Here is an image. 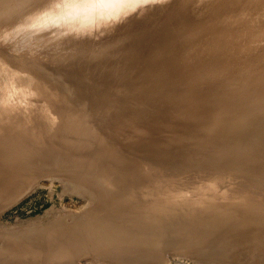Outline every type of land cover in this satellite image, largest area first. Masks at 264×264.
Segmentation results:
<instances>
[{"label": "rangeland", "instance_id": "374dc122", "mask_svg": "<svg viewBox=\"0 0 264 264\" xmlns=\"http://www.w3.org/2000/svg\"><path fill=\"white\" fill-rule=\"evenodd\" d=\"M252 1H0V176L5 178L0 180V251L6 242L36 238L38 229L46 232L85 221L95 200L86 197L84 184L118 185L122 190L116 191L124 197L137 192V184L117 177L115 169L137 172L130 174L135 176L139 172L151 175L147 171L153 176L162 174L166 178L152 185L169 188L157 192H167L171 200L184 195L181 199L185 200L198 193L182 187L213 184L199 178L211 176L214 170L227 173L239 164L252 171L264 167V0ZM240 39L248 41L247 45ZM16 146L27 155L7 157L8 149ZM93 168L101 173H93ZM40 235L39 245L44 242L42 246L48 249L45 234ZM165 253L159 259L162 263H156L221 264ZM82 256L76 264H112ZM131 260L129 264H140ZM256 260L255 264H264V258L257 256ZM247 262L243 258L239 264Z\"/></svg>", "mask_w": 264, "mask_h": 264}, {"label": "bare ground", "instance_id": "6f19581e", "mask_svg": "<svg viewBox=\"0 0 264 264\" xmlns=\"http://www.w3.org/2000/svg\"><path fill=\"white\" fill-rule=\"evenodd\" d=\"M2 2V0H0ZM12 1V0H11ZM51 1V0H50ZM53 1V0H52ZM120 1V0H119ZM123 1V0H121ZM185 1V0H184ZM210 1V0H209ZM229 1V0H228ZM254 1V0H253ZM252 1V2H253ZM263 1V0H262ZM261 1V2H262ZM7 2V0H6ZM10 2V1H9ZM25 2V1H24ZM23 2V3H24ZM83 2V1H82ZM88 2V1H87ZM116 2V1H115ZM163 2V0H162ZM158 2V5H160ZM173 2V1H172ZM202 2V1H201ZM215 2V1H213ZM232 2V1H230ZM229 2V3H230ZM245 2V1H244ZM260 2V1H259ZM22 3V2H21ZM69 3V2H68ZM94 3V2H93ZM146 3V2H145ZM168 3V2H167ZM209 3V2H208ZM207 3V4H208ZM221 3V2H220ZM59 4V3H58ZM89 4V3H88ZM91 4V3H90ZM157 4V3H156ZM224 4V3H223ZM234 4V3H233ZM38 5V4H37ZM52 5V4H51ZM54 5V4H53ZM78 5V4H77ZM87 7V3L85 4ZM206 5V3H205ZM210 5V4H209ZM214 5V4H213ZM220 5V4H219ZM235 5V4H234ZM3 6V5H2ZM16 6V5H15ZM40 6V5H39ZM79 6V5H78ZM151 6V5H150ZM155 6V4H154ZM217 6V4H216ZM223 6V5H222ZM253 6V5H252ZM257 6V5H256ZM1 7V6H0ZM14 7V6H13ZM12 7V10H13ZM27 7V6H26ZM44 7V6H43ZM138 7V6H137ZM140 7V6H139ZM206 7V6H205ZM212 7V6H211ZM215 7V6H213ZM221 7V6H220ZM225 7V6H224ZM3 8V7H2ZM16 8V7H15ZM45 8V7H44ZM51 8V7H49ZM103 8V7H102ZM142 8V6H141ZM200 8V7H199ZM217 8V7H216ZM246 8V7H245ZM1 9V8H0ZM33 9V8H32ZM47 9V8H46ZM53 9V8H52ZM56 9V8H55ZM68 9V7H67ZM104 9V8H103ZM139 9V8H138ZM147 9V8H146ZM211 9V8H210ZM214 9V8H212ZM6 10V8L4 9ZM16 10V9H15ZM60 10V9H59ZM110 10V9H109ZM188 10V9H187ZM209 10V8H208ZM221 10V9H220ZM225 10V8H224ZM3 11V9H2ZM1 11V13H2ZM39 11V10H38ZM43 11V10H42ZM41 11V13H42ZM53 11V10H52ZM55 11V10H54ZM72 11V10H71ZM100 11V9H99ZM137 11V10H135ZM139 11V10H138ZM218 11V10H217ZM9 12V11H8ZM63 12V11H62ZM97 12V11H96ZM110 12V11H109ZM112 12V11H111ZM219 12V11H218ZM228 12V10H227ZM0 13V15H1ZM67 13V12H66ZM72 13V12H70ZM129 13V12H128ZM213 13V12H212ZM258 13V12H257ZM16 14V13H15ZM44 14V13H43ZM50 14V13H49ZM76 14V13H75ZM132 14V12H131ZM211 14V13H210ZM215 14V13H214ZM234 14V13H233ZM231 14V15H233ZM244 14V13H243ZM47 15V14H46ZM52 15V14H50ZM59 15V14H58ZM78 15V12H77ZM188 15V14H187ZM207 15V14H206ZM205 19H209L206 17ZM226 15V13H225ZM5 16V15H4ZM7 16V15H6ZM23 16V15H21ZM72 17V15H70ZM109 16V15H107ZM113 16V15H112ZM126 16V15H125ZM128 16V14H127ZM126 16V17H127ZM186 16V15H185ZM216 16V14H215ZM219 16V15H218ZM217 16V17H218ZM239 16V14H238ZM243 16V15H242ZM246 16V15H245ZM258 16V15H257ZM32 17V16H31ZM51 17V16H50ZM53 17V16H52ZM60 17V16H59ZM104 17V16H103ZM211 17V15H210ZM223 17V16H222ZM233 17V16H230ZM26 18V17H25ZM48 18V17H46ZM125 18V17H124ZM224 18V17H223ZM244 18V17H243ZM252 18V17H251ZM255 18V17H254ZM44 19V18H43ZM49 19V18H48ZM68 19V18H67ZM70 19V18H69ZM219 19V18H216ZM231 19V18H230ZM253 19V18H252ZM32 20V19H31ZM34 20V19H33ZM46 20V19H45ZM105 20V19H104ZM117 20V19H116ZM119 20V19H118ZM122 20V19H121ZM171 20V19H170ZM222 20V19H221ZM227 20V19H226ZM232 20V19H231ZM246 20V19H245ZM102 21V20H101ZM107 21V20H106ZM120 21V20H119ZM157 21V20H156ZM198 21V20H196ZM202 21V20H201ZM209 21V20H208ZM263 21V20H262ZM33 22V21H32ZM163 22V21H162ZM185 22V21H184ZM204 22V21H203ZM223 22V21H222ZM221 22V24H223ZM250 22V21H249ZM56 23V22H55ZM69 24L71 22H68ZM115 23V22H114ZM117 23V22H116ZM169 23V22H168ZM180 23V22H179ZM213 23V21H212ZM215 23V22H214ZM227 23V21H226ZM230 23V22H229ZM234 23V22H233ZM106 24V23H105ZM109 24V23H108ZM113 24V23H112ZM165 24V23H163ZM196 24V23H195ZM198 24V23H197ZM200 24V23H199ZM206 24V23H205ZM218 24V23H217ZM220 24V23H219ZM230 25V24H228ZM236 25V24H234ZM240 25V24H239ZM250 25V24H249ZM88 26V25H87ZM100 26V25H99ZM165 26V25H164ZM180 26V25H179ZM183 26V25H182ZM194 26V25H193ZM219 26V25H218ZM223 26V25H222ZM221 26V27H222ZM227 26V25H226ZM242 26V25H241ZM240 26V27H241ZM254 26V25H253ZM97 27V26H96ZM95 27V28H96ZM171 27V26H170ZM191 27V26H190ZM189 27V28H190ZM201 27V26H200ZM212 27V26H211ZM214 27V26H213ZM89 28V27H88ZM110 28V27H109ZM173 28V27H172ZM178 28V27H177ZM195 28V27H194ZM207 28V27H206ZM230 28V27H229ZM251 28V27H250ZM262 28V27H261ZM55 29V28H53ZM114 29V28H113ZM215 29V28H214ZM213 29V30H214ZM235 29V28H234ZM264 29V28H262ZM38 30V29H37ZM64 30V29H63ZM125 30V29H124ZM182 30V29H181ZM199 30V29H198ZM197 30V31H198ZM206 30V29H205ZM209 30V29H208ZM227 30V28H226ZM239 30V28H238ZM243 30V29H241ZM249 30V27L248 29ZM98 31V30H97ZM179 31V30H178ZM221 31V30H220ZM231 31V30H230ZM236 31V30H235ZM260 31V30H259ZM177 32V31H176ZM175 32V33H176ZM184 32V30H183ZM216 32V31H212ZM219 32V31H218ZM222 32V31H221ZM234 32V31H233ZM233 32H229L232 33ZM238 32V31H237ZM244 32V31H243ZM243 32L241 34H243ZM263 32V31H262ZM261 32V33H262ZM52 33V32H51ZM56 33V32H55ZM66 33V32H65ZM137 33V32H136ZM139 33V32H138ZM164 33V32H163ZM206 33V32H205ZM203 33V34H205ZM238 33V34H240ZM255 33H257L255 31ZM70 34V33H68ZM67 34V35H68ZM73 34V33H71ZM76 34V33H75ZM183 34V33H182ZM212 34V33H211ZM218 34V33H217ZM250 34V33H249ZM253 34V33H252ZM251 34V35H252ZM66 35V36H67ZM181 35V34H180ZM187 35V34H186ZM220 35V34H219ZM230 35V34H229ZM248 35V33H247ZM246 35V36H247ZM254 35V34H253ZM261 35V34H260ZM63 36V33H62ZM102 36V35H101ZM158 36V35H157ZM214 36V35H213ZM223 36V35H221ZM231 36V35H230ZM233 36V35H232ZM239 36V35H238ZM242 36V35H241ZM249 36V35H248ZM247 36V37H248ZM259 36V35H258ZM257 36V37H258ZM81 37V36H80ZM173 37V36H172ZM212 37V36H211ZM244 37V36H243ZM241 37V38H243ZM246 37V38H247ZM256 37V39H257ZM263 37V36H262ZM77 38V37H76ZM218 38V37H216ZM232 38V37H231ZM245 38V39H246ZM49 39V38H48ZM57 39V38H56ZM154 39V38H153ZM152 39V40H153ZM215 39V38H214ZM263 39V38H262ZM66 40V39H65ZM79 40V39H78ZM182 40V39H181ZM222 40V38H221ZM241 40V39H240ZM244 40V39H243ZM241 40V43H243ZM248 40V39H247ZM261 41L260 39H258ZM59 41V40H58ZM172 41V40H171ZM225 41V40H224ZM229 41V40H228ZM234 41V40H233ZM238 41V40H237ZM246 41V40H244ZM254 41V40H253ZM263 41V40H262ZM261 41V42H262ZM183 42V41H182ZM219 42V41H218ZM217 42V43H218ZM227 42V40H226ZM235 42V41H234ZM246 41V45H247ZM163 43V42H162ZM171 43V42H170ZM229 43V42H228ZM227 43V45H228ZM231 43V42H230ZM237 43V42H236ZM245 43V42H244ZM254 43V42H253ZM215 44V43H213ZM226 44V43H225ZM239 44V43H238ZM257 44V43H256ZM171 45V44H170ZM216 45V44H215ZM219 45V44H218ZM231 45V44H230ZM250 45V44H249ZM259 45V44H257ZM264 45V44H263ZM235 46V45H234ZM254 46V45H253ZM262 46V44H261ZM212 47V45H211ZM223 47H225L223 45ZM222 47V48H223ZM246 47V46H245ZM201 48V47H200ZM241 48V47H240ZM253 48V47H252ZM202 49V48H201ZM229 49V48H228ZM239 49V48H238ZM135 50V49H134ZM226 50V49H225ZM224 50V51H225ZM242 50V49H240ZM244 50V49H243ZM259 50V49H258ZM172 51V50H171ZM236 52V50H235ZM234 52V53H235ZM160 53V52H159ZM229 53V52H228ZM232 53V52H231ZM221 54V53H220ZM223 54V53H222ZM241 54V53H240ZM157 55V54H156ZM225 55V54H224ZM223 55V56H224ZM222 56V55H221ZM233 56V55H232ZM136 57V56H135ZM236 58V57H235ZM95 59V58H94ZM229 59V58H228ZM251 64V63H250ZM102 68V67H101ZM216 73V72H215ZM157 74V73H156ZM153 75V74H152ZM164 75V74H163ZM218 75V74H217ZM159 76V75H158ZM46 77V76H45ZM44 77V78H45ZM206 80V79H205ZM130 82V81H129ZM133 82V81H132ZM218 82V81H216ZM36 83V82H35ZM138 83V82H137ZM37 84V83H36ZM115 84V83H114ZM132 84V83H131ZM133 85V84H132ZM150 85V84H149ZM152 86V85H151ZM255 86V85H254ZM50 87V86H49ZM213 87V86H212ZM144 88V87H143ZM145 89V88H144ZM205 91V90H204ZM232 91V90H231ZM138 92V88H137ZM143 92V91H142ZM152 92V91H151ZM208 92V91H207ZM212 92V91H211ZM217 92V91H216ZM82 93V92H81ZM139 93V92H138ZM200 93V92H199ZM214 93V92H213ZM237 93V92H236ZM250 93V92H249ZM211 94V93H210ZM242 94V93H241ZM257 94V93H256ZM207 95V94H206ZM209 95V94H208ZM214 95V94H213ZM217 95V94H216ZM239 95V94H238ZM215 96V95H214ZM233 96V93H232ZM254 96V95H253ZM256 96V95H255ZM124 97V96H123ZM130 97V96H129ZM262 97V95H261ZM217 98V96H216ZM222 98V97H220ZM219 98V99H220ZM227 98V97H226ZM231 98V96H230ZM229 98V99H230ZM215 99V98H214ZM213 99V100H214ZM224 99V98H223ZM229 99H227L229 101ZM239 99V98H238ZM248 99V97H247ZM254 99V98H253ZM260 99V98H259ZM257 99V100H259ZM233 100V99H232ZM231 100V103H232ZM252 100V99H251ZM263 100V99H262ZM201 101H204L203 99ZM206 101V100H205ZM212 101V100H209ZM216 101V100H215ZM222 101V100H221ZM225 101V99H224ZM260 101V100H259ZM264 101V100H263ZM214 102V101H213ZM216 102L219 103L217 100ZM238 102V101H236ZM241 102V101H240ZM239 102V103H240ZM244 102V101H243ZM261 102V101H260ZM259 102V103H260ZM202 103V102H201ZM235 103V102H234ZM242 103V102H241ZM204 104V103H203ZM207 104L209 102L207 101ZM206 102L204 105H207ZM212 104V103H211ZM215 104V103H214ZM212 104V105H214ZM228 104V103H227ZM249 104V103H247ZM210 105V104H209ZM208 105V106H209ZM216 105V104H215ZM225 105V104H224ZM240 105V104H239ZM257 105V104H256ZM259 105V104H258ZM196 106V105H195ZM194 106V107H195ZM219 106V105H218ZM190 107V106H189ZM205 107V106H202ZM223 107V106H222ZM236 107V106H235ZM241 107V106H240ZM191 108V107H190ZM189 108V109H190ZM198 108V107H197ZM218 108V107H216ZM215 108V109H216ZM231 108V107H230ZM244 108V107H242ZM188 109V110H189ZM193 109V108H192ZM199 109V108H198ZM227 109V108H226ZM225 109V110H226ZM195 110V109H194ZM193 110V111H194ZM223 110V109H222ZM232 110V109H231ZM264 110V109H262ZM197 111V109H196ZM195 111V112H196ZM202 111V110H201ZM200 111V112H201ZM206 111V110H204ZM210 111V110H209ZM218 111V109H217ZM220 111V110H219ZM236 111V110H234ZM243 111V110H241ZM252 111V110H251ZM191 112V111H190ZM203 112V111H202ZM214 112V111H213ZM81 113V112H80ZM186 113V111H185ZM194 113V112H193ZM208 113V112H207ZM206 113V114H207ZM219 113V112H217ZM233 113V111H232ZM237 113V112H236ZM182 114V113H181ZM192 114V113H191ZM190 114V115H191ZM201 113H197L199 115ZM209 114V113H208ZM178 115V114H177ZM194 115V114H192ZM194 115V116H196ZM214 115V114H212ZM220 115V114H219ZM218 115V116H219ZM233 115V114H232ZM200 116V115H199ZM203 116V115H202ZM217 116V115H215ZM230 116V115H228ZM227 116V117H228ZM234 116V115H233ZM237 116V115H236ZM250 116V115H249ZM177 117V116H176ZM182 117V116H181ZM210 117V116H208ZM212 117V116H211ZM220 117V116H219ZM226 117V116H225ZM224 117V118H225ZM226 117V118H227ZM241 117V116H240ZM247 117V116H246ZM94 118V117H93ZM174 118V117H173ZM197 118V117H195ZM199 118V117H198ZM203 118V117H202ZM215 118V117H214ZM251 118V117H250ZM179 119V118H178ZM186 119V118H185ZM189 119V118H188ZM217 119V118H216ZM239 119V118H238ZM259 119V118H258ZM85 120V119H84ZM87 120V119H86ZM169 120V119H168ZM167 120V122H168ZM172 119H170L171 121ZM187 120V119H186ZM222 120V119H221ZM256 120V119H255ZM173 121V120H172ZM180 121V120H178ZM182 121V120H181ZM220 121V120H219ZM227 121V120H226ZM264 121V119H263ZM86 122V121H85ZM174 122V121H173ZM188 122V121H184ZM262 122V121H261ZM214 123V122H213ZM242 123V122H241ZM255 124V123H253ZM259 124L258 121L256 123ZM212 126V124H210ZM209 125V126H210ZM215 125V124H214ZM245 125V124H244ZM249 125V124H248ZM256 125V126H257ZM208 126V125H207ZM235 126V125H234ZM255 126V125H254ZM253 126V127H254ZM264 126V125H263ZM206 127V126H204ZM213 127V126H212ZM245 127V126H244ZM249 127V126H248ZM252 127V124H251ZM258 127V126H257ZM261 127V126H260ZM209 128V127H208ZM247 128V127H246ZM264 128V127H263ZM240 129V128H239ZM251 129V128H250ZM255 129V128H254ZM257 129V128H256ZM71 130V129H70ZM241 130V129H240ZM247 130V129H246ZM242 131V130H241ZM256 131V130H254ZM262 131V130H261ZM260 131V133H261ZM202 132V131H201ZM208 132V131H207ZM235 132V131H234ZM198 133V132H197ZM215 133V132H214ZM218 133V132H217ZM226 133V132H225ZM229 133V132H228ZM242 133V132H241ZM245 134V132H243ZM259 133V132H258ZM257 133V134H258ZM192 134V133H191ZM190 134V135H191ZM205 134V132H204ZM263 134V132H262ZM189 135V134H188ZM213 135V134H212ZM249 135V134H248ZM194 136V134H193ZM225 136V135H224ZM228 136V134L226 135ZM253 136V135H252ZM255 136V135H254ZM262 136V135H261ZM202 137V136H201ZM211 137V136H210ZM259 137V136H257ZM261 139V138H260ZM200 140V139H199ZM203 140V139H202ZM222 140V139H220ZM259 140V138H258ZM264 140V139H263ZM208 141V140H207ZM225 141V139H224ZM257 142V141H256ZM208 143V142H207ZM211 143V142H210ZM184 144V143H183ZM220 144V143H219ZM231 144V143H230ZM235 144V143H234ZM222 145V144H221ZM218 145V146H221ZM229 145V144H228ZM262 145V144H261ZM158 146V145H157ZM170 146V145H169ZM173 146V145H172ZM226 146V145H225ZM243 147V146H242ZM157 148V147H156ZM174 148V146H173ZM219 148V147H218ZM217 148V149H218ZM197 149V148H196ZM193 150V149H192ZM191 150V151H192ZM199 150V149H198ZM204 150V149H202ZM201 150V151H202ZM206 150V149H205ZM167 151V150H166ZM189 151V150H188ZM200 151V152H201ZM20 147L9 148L7 157L12 155L24 157ZM159 152V151H158ZM183 152V151H182ZM187 152V151H186ZM186 152H184L186 154ZM198 151V153H200ZM207 152V151H206ZM209 152V151H208ZM19 153V154H18ZM33 153V152H32ZM140 153V152H139ZM152 155V152H149ZM163 153V152H162ZM168 153V152H166ZM165 153V154H166ZM175 153V152H174ZM177 153V152H176ZM181 153V152H179ZM191 152L189 156H192ZM204 153V152H203ZM202 153V154H203ZM213 153V151H212ZM240 153V152H239ZM247 153V152H246ZM261 153V152H260ZM173 154V153H172ZM171 154V155H172ZM184 154V155H185ZM188 154V153H187ZM186 154V155H187ZM202 154H198L202 156ZM206 154V153H205ZM210 154V153H209ZM208 154V155H209ZM220 154V153H219ZM237 154V153H236ZM257 154V153H256ZM264 154V153H263ZM31 155V154H28ZM34 155V154H33ZM146 155V153H145ZM151 155H149L151 157ZM158 155V154H157ZM168 155V154H167ZM176 155V154H175ZM174 155V156H175ZM183 155V153H182ZM183 155V157H184ZM195 155V154H194ZM206 155V157L208 156ZM242 155V154H241ZM258 155V154H257ZM255 155V156H257ZM162 155L161 157H163ZM178 155H176L177 157ZM205 156V155H204ZM31 157V156H29ZM143 157V156H140ZM155 157V156H154ZM153 157V158H154ZM171 157V156H167ZM166 157V158H167ZM181 157V154L180 156ZM251 157V155H250ZM149 158V157H147ZM152 158V159H153ZM158 158V157H157ZM182 158V157H181ZM188 158V157H187ZM185 158V159H187ZM192 158V157H191ZM24 158H21L23 160ZM145 159V157H144ZM150 159V158H149ZM156 159V158H155ZM165 159V157H164ZM207 159V158H206ZM211 159V158H210ZM228 159V158H227ZM26 161V159H24ZM104 160V159H103ZM136 160V159H135ZM151 160V159H150ZM154 160V159H153ZM153 160L150 161L153 163ZM158 160V159H157ZM166 160V159H165ZM201 160V158H200ZM205 160V159H204ZM208 160V159H207ZM230 160V159H229ZM251 160V159H250ZM249 160V161H250ZM254 160V159H252ZM251 160V161H252ZM258 160V158H257ZM256 160V161H257ZM30 161V160H29ZM34 161V160H33ZM130 161V160H129ZM134 161V160H133ZM131 162V164L133 163ZM143 161V159H142ZM161 161V159H160ZM168 161L170 162L171 160ZM199 161V160H198ZM211 161V160H210ZM213 161V160H212ZM262 161V160H261ZM103 162V161H102ZM100 162L99 165L102 163ZM126 162V161H125ZM128 162V160H127ZM145 162V161H144ZM155 162V161H154ZM163 162H165L163 160ZM167 162V161H166ZM220 162V161H219ZM218 162V164H220ZM32 159H31V162ZM91 163V162H90ZM129 163V162H128ZM139 163V162H138ZM157 163V162H156ZM211 163V162H210ZM225 163V162H224ZM246 161L244 162V164ZM248 163V162H247ZM262 163V162H260ZM264 163V162H263ZM88 164V163H87ZM86 164V166H87ZM127 164V163H125ZM141 163H139L140 165ZM154 164V163H153ZM165 164V163H163ZM169 165V163H166ZM207 164V163H206ZM237 164V163H236ZM259 164V160H258ZM26 165V162H25ZM32 165V164H31ZM130 165V164H129ZM134 165V164H133ZM138 165V164H136ZM147 166V163H145ZM156 165V164H155ZM172 165V163H171ZM210 165V164H209ZM215 165V164H214ZM234 165V164H233ZM39 166V165H38ZM135 166V165H134ZM133 166V167H134ZM150 166V165H149ZM148 166V169H149ZM160 166V165H159ZM167 166V165H166ZM175 166V165H174ZM248 166V165H247ZM254 166V165H253ZM26 167V166H25ZM34 167V166H33ZM88 167V166H87ZM95 167V166H93ZM99 168V166H97ZM132 167V166H131ZM137 167V166H136ZM142 167V166H138ZM168 167V166H167ZM255 167V166H254ZM259 167V165H258ZM261 167V166H260ZM32 170L31 167H29ZM38 168V167H37ZM91 168V166L89 167ZM87 168V169H89ZM145 168V167H144ZM154 168V167H152ZM162 168V167H161ZM170 168V167H168ZM209 168V167H208ZM216 168V167H214ZM220 167H218L219 169ZM232 169V167L230 166ZM242 165L232 171L212 172L211 176H202L200 181H209V186L182 187L192 189L198 193L197 197L176 198L171 200L167 192L161 195L159 189L169 187H155L153 181H159L165 176L130 175L131 173L123 170H116L117 177H127L132 184H137V192L132 191L128 196L117 193L122 190L118 185H108L99 188L93 182L84 184V193L95 200L93 207L86 214L85 221L80 219L69 226H57L54 228L38 229L36 238L26 240L27 242L15 239L6 242L7 246L0 251V264H76L78 256H92L98 259L108 260L112 264H129L128 260H135L140 264L162 263L159 262L165 252L182 254L190 257H198L205 260H215L221 264H239L243 258H247L245 264H255L257 256L264 258V167L257 168L256 171L244 169ZM250 169V167H247ZM253 168V167H252ZM36 169V168H35ZM93 173H101L95 171ZM135 169V168H134ZM141 169V168H140ZM179 169V168H178ZM204 169V168H203ZM206 169V168H205ZM223 169V168H222ZM228 169V168H227ZM29 170V169H28ZM42 170V169H41ZM91 170V169H90ZM150 170V169H149ZM160 169H158L159 171ZM211 170V169H210ZM101 171V170H100ZM152 171V170H151ZM157 171V172H158ZM174 171V170H172ZM34 173V170L32 171ZM42 172V171H39ZM106 172V171H104ZM155 172V173H157ZM216 172V173H214ZM72 173V172H71ZM90 173H92L90 171ZM143 173V172H142ZM206 173V172H205ZM128 174V176H127ZM159 174V173H158ZM175 174V173H174ZM184 174V173H183ZM182 174V176H183ZM181 176V175H180ZM179 176V178H180ZM103 177V176H102ZM177 177V176H176ZM178 180L176 181H180ZM5 179V178H4ZM0 176V180H4ZM183 179V178H182ZM110 180V179H109ZM112 180V181H111ZM111 183L116 179H111ZM169 181V179H167ZM193 179H184L190 181ZM109 181V182H110ZM171 181V180H170ZM196 181V180H195ZM193 182V181H192ZM96 183V182H95ZM98 183V182H97ZM110 183V184H111ZM117 183V182H116ZM152 186H148V184ZM180 183V182H179ZM200 183V182H199ZM1 184V182H0ZM101 184V183H100ZM118 184V183H117ZM172 184V183H171ZM176 184V183H175ZM6 185V183H5ZM181 185V184H179ZM192 185V184H191ZM170 186V185H169ZM178 186V185H176ZM183 186V185H181ZM1 188V187H0ZM123 188V187H122ZM172 188V187H170ZM176 188V187H175ZM179 188V187H178ZM181 188V187H180ZM126 189V188H125ZM125 189L123 191H125ZM173 189V188H172ZM206 189L209 193H204ZM81 190V191H82ZM176 190V189H173ZM181 190V189H178ZM186 190V189H185ZM80 191V192H81ZM113 191V192H112ZM168 191V190H167ZM182 191V190H181ZM187 192L189 190H186ZM130 192V191H129ZM135 192V193H134ZM176 192V191H175ZM190 192V191H189ZM190 192V193H192ZM203 192V193H202ZM180 193V192H179ZM185 193V192H184ZM83 194V193H82ZM156 194V195H155ZM182 194V193H181ZM84 195V194H83ZM142 195V196H141ZM159 195V196H158ZM172 195V194H171ZM194 195V193H193ZM180 196V195H179ZM195 196V195H194ZM171 197V196H170ZM174 197V194L173 196ZM78 218V217H77ZM83 218V217H82ZM76 220V219H75ZM78 220V219H77ZM68 225V224H67ZM40 234H45L44 242L39 245ZM38 237V238H37ZM41 239V238H39ZM40 241V242H39ZM45 245V246H46ZM47 249L41 251L38 247ZM44 252V254H43ZM82 256V257H83ZM163 259V258H162ZM161 259V260H162ZM259 261V260H258ZM94 262V261H93ZM80 263V262H79ZM156 263V264H158ZM258 263V262H257ZM132 264V263H131Z\"/></svg>", "mask_w": 264, "mask_h": 264}]
</instances>
